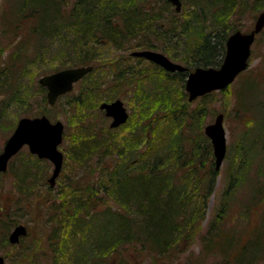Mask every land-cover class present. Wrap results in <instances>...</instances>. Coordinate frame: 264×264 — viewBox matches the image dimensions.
Wrapping results in <instances>:
<instances>
[{"label": "rangeland", "instance_id": "374dc122", "mask_svg": "<svg viewBox=\"0 0 264 264\" xmlns=\"http://www.w3.org/2000/svg\"><path fill=\"white\" fill-rule=\"evenodd\" d=\"M74 1L51 0L55 7L60 5V15L72 13ZM132 1L139 3L138 0ZM149 1L156 8L154 15L159 22L154 21L161 23L162 31L155 34L150 31L155 28L148 26L149 31L140 33L137 38L122 39L115 45L101 39L107 29L100 26L95 31L99 40L95 42L96 37L90 40V46L97 53L94 60L96 70L87 80L75 83L73 89L60 96L62 98L57 103L55 101L53 107L44 108L38 79L63 67L84 66L76 64V59L80 61L83 55L80 57L71 51L72 43H66L59 32L56 36L37 34L29 17L31 10L24 0H0V151L21 117H37L31 114L41 111L50 121H60L64 131L71 135L75 132L74 120L79 111L97 130L109 127L110 119L99 105L103 101L119 99L128 112V119L124 126L120 125L122 127L109 133L108 138L118 140L120 144L119 139L125 137L129 141L134 139L133 143L139 141L136 138L144 133L148 119H153V125L162 127L161 132L165 134L175 118L179 138L174 145L180 158L176 159V164L167 167L173 172L172 183L182 182L185 176L182 164L188 161L184 155L190 154L188 158L198 173L185 201L188 211L193 212L188 215L192 216L190 221L177 231L173 230L175 234L165 241V247L152 248L151 243L144 242L143 253L126 248L125 255L113 254L107 258V263L102 264H264V28L251 45L247 68L233 82L224 89L211 91L189 102L188 93L181 85H185L187 75L183 76L184 82L178 79L177 73H168L166 79L157 66L131 55L134 51L152 50L189 71L195 69L191 67L195 52L190 48L194 39L182 33L188 16L184 13L173 17L167 14L162 2ZM125 2L127 0L108 2L112 20L115 15L123 18L121 10ZM189 2L191 0H184L176 14L189 9ZM262 10L264 2L258 9L251 6L249 11L231 17L226 28L233 25L243 33L249 32ZM167 15L174 20L166 19ZM213 28L220 29L218 25ZM110 62L115 64L107 68ZM93 84L99 87L97 96L90 98L82 109H76L73 98L77 97L79 90ZM138 85H142L141 89ZM183 107L182 111L176 110L173 117L169 116V110ZM148 111L152 112L147 114ZM145 114L152 117L147 119ZM218 114L223 115L226 151L216 169L211 142L204 128L213 123ZM170 140L169 136L168 143ZM59 148L63 153V148ZM18 155L10 168L13 158L8 170L0 174V256L4 257L5 264H49L53 253L45 240L41 242L40 229L49 226L53 214L49 206L52 196L47 192L52 165L30 154L26 147ZM34 159L38 160L37 163ZM21 161L30 163L34 179H37L34 183H27L33 184L25 190H19L15 177L16 170L23 168ZM73 166L74 169L77 167L75 163ZM73 166L71 164L69 168ZM212 170L216 174L212 190L207 193ZM58 191L57 187L52 194ZM108 199L107 205L116 210L117 206ZM17 224L26 226L28 235L17 244L4 243L2 239H7ZM132 225L136 230L137 224ZM52 229L58 232L60 227L51 228V232ZM66 249L69 252L71 248ZM137 249L141 250V246ZM35 254L38 255L36 259ZM54 259L60 262L62 257ZM67 260L68 264H73L69 257Z\"/></svg>", "mask_w": 264, "mask_h": 264}, {"label": "trees", "instance_id": "16d2710c", "mask_svg": "<svg viewBox=\"0 0 264 264\" xmlns=\"http://www.w3.org/2000/svg\"><path fill=\"white\" fill-rule=\"evenodd\" d=\"M111 1L76 0L73 4L75 10L72 13L64 12L60 15L58 12L60 5L55 7L51 0H24V4L31 10L29 17L33 20L32 25L37 34L41 32L40 35L56 36L59 32V36L66 43H72L71 51L76 52L80 57L83 55L80 61L76 59V64L92 66V70L80 82L78 81L79 83L87 80L97 68L94 64L97 53L90 46V40L95 37V42L99 40V35L95 31L100 26L107 29V33L102 34L101 39L112 41L115 45L122 39L137 38L140 33L149 31L148 26L155 28L150 30L153 33L162 31L161 23H155V21L159 22V18L155 17L156 8L149 0H138L139 3L127 0L124 9L121 10L124 12V15H121L123 18L115 15L113 20L108 13L110 9L108 2ZM157 1L162 2L167 14L173 17L184 13L188 16L184 20L182 33L194 39L190 46L195 52L191 58L193 68L219 67L225 53L227 35L239 30L233 25L227 29L228 20L244 11H249L251 6L258 9L264 2V0H191L189 9H183L180 14H176L169 2ZM166 19L172 18L167 15ZM215 25L220 29L214 30ZM47 27L49 30H46ZM110 63L107 68L115 64V62ZM157 67L168 79V72ZM186 69L185 72L177 73L181 82H184L183 76L185 77L189 71L188 68ZM181 85L184 87L183 83ZM141 87L142 85L139 89ZM98 90L99 87L95 84L79 90L77 97L73 98L76 109L77 107L82 109L90 98H95ZM39 93L43 107H53L54 104L47 103L45 88L39 86ZM61 98L59 97L56 103ZM183 109L184 107L171 109L169 116L173 117L176 110ZM149 112L152 111H148L147 114ZM43 114L44 112L41 111L31 116ZM83 117L79 111L74 120L76 129L73 134L70 135L66 130L63 132L60 145L64 153L62 169L56 179L55 187L50 188L47 185V192L52 196L49 199L51 201L49 206L53 214L49 226L41 228L40 231L41 242L45 240V244H48L47 248H51L53 253L49 264H68L67 257L73 264L107 263V258L113 254L121 257L125 255L126 248H131L136 253H143L144 242L151 243L152 248L165 247V241L175 234L173 230L177 231L183 227L192 217L188 216L193 212L188 211L189 207L187 208L188 204L186 205L185 201L191 184L196 181L198 174L194 164L191 163L192 160L188 158L190 154L184 155V158L188 159L182 164L184 179L178 184L172 183L173 172L167 166L171 163L176 164V159L180 158L175 153L174 141L179 138L175 118L168 126L169 131L167 130L165 135L164 131L161 132L162 127L154 126L153 119H148L152 116H148L142 136L135 134L139 141L134 144V139L129 141L125 137L119 139L122 142L120 144L118 140L108 138L109 133L115 128L104 127L103 130H97L95 125L85 121ZM167 136L172 140L170 144ZM143 138L144 141L140 143ZM18 153L16 157L19 156ZM16 157H13L10 165L8 164L9 168ZM108 158L110 160H107ZM34 160L37 163L38 160ZM69 163L70 166L75 163L77 167L69 168ZM21 164L23 168L16 170L15 177L19 190H25L37 179H34V169L30 167V163L21 161ZM215 174L216 172L212 170L209 179L211 184L206 189L207 193L212 190ZM30 182L33 183L27 185ZM57 187L59 191L52 194ZM107 199L117 206L116 210L110 209ZM132 224H137L136 230ZM53 227H60V230L56 232L52 229L51 232ZM45 231L48 233L46 234ZM2 240L4 243H9L8 237ZM137 246H141V250L137 249ZM66 248L71 249L68 252ZM54 257L58 259L62 257V260L59 262ZM36 258H38L37 254H35Z\"/></svg>", "mask_w": 264, "mask_h": 264}, {"label": "water", "instance_id": "95a60500", "mask_svg": "<svg viewBox=\"0 0 264 264\" xmlns=\"http://www.w3.org/2000/svg\"><path fill=\"white\" fill-rule=\"evenodd\" d=\"M176 12L181 9L180 0H166ZM264 28V10L256 17L253 28L248 33L236 31L226 41L225 53L219 67H197L187 74L184 89L188 93V101L203 96L214 90L227 87L248 66L251 45L256 35ZM134 57L143 58L169 72H185L187 69L172 62L164 54L152 50H140L131 53ZM92 70L91 66L66 68L41 76L38 83L46 89V100L49 105L62 95L70 92L75 83ZM99 109L111 119L109 127L117 128L126 123L128 112L123 102L116 99L112 102H102ZM64 126L60 121L52 122L45 115L37 117H21L5 141L0 152V172H5L8 161L15 156L22 147L39 159H46L52 164V170L47 182L50 187L55 185L62 169L63 153L59 149L63 139ZM213 150L215 168L218 169L225 156V131L223 129V115L218 114L213 123L204 128ZM26 227L17 225L8 235L11 244L19 242L26 235ZM0 264L4 258L0 256Z\"/></svg>", "mask_w": 264, "mask_h": 264}, {"label": "bare ground", "instance_id": "6f19581e", "mask_svg": "<svg viewBox=\"0 0 264 264\" xmlns=\"http://www.w3.org/2000/svg\"><path fill=\"white\" fill-rule=\"evenodd\" d=\"M183 1L184 0H180V3H181V7H182V5H183ZM173 9H174V6H173ZM174 11H175V9H174ZM175 13H176V11H175ZM258 16V15H257ZM236 31H240V30H235V31H233V32H231V33H229L228 35H227V37H226V40H225V47H226V41L228 40V38L233 34V33H235ZM251 31V30H250ZM249 31V32H250ZM262 31V30H261ZM260 31V32H261ZM246 33H248V32H246ZM92 67V66H91ZM165 71V70H164ZM166 72H168V73H178V72H169V71H166Z\"/></svg>", "mask_w": 264, "mask_h": 264}, {"label": "flooded vegetation", "instance_id": "af4514ba", "mask_svg": "<svg viewBox=\"0 0 264 264\" xmlns=\"http://www.w3.org/2000/svg\"><path fill=\"white\" fill-rule=\"evenodd\" d=\"M27 229V228H26Z\"/></svg>", "mask_w": 264, "mask_h": 264}]
</instances>
